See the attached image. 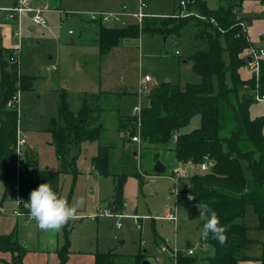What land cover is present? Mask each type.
Returning a JSON list of instances; mask_svg holds the SVG:
<instances>
[{"label":"rangeland","instance_id":"374dc122","mask_svg":"<svg viewBox=\"0 0 264 264\" xmlns=\"http://www.w3.org/2000/svg\"><path fill=\"white\" fill-rule=\"evenodd\" d=\"M201 1L210 10L215 11L219 7V0ZM180 3L181 0H149L145 12L158 16L176 14L143 22V25L149 26V31H167V34L152 35L147 32L139 38L122 39L118 46L104 56H101L97 42V25L89 26L93 27L91 29L86 23L74 20L61 29L59 24L50 21L47 28L31 30L28 20H22L21 36L13 38L12 45L17 47L9 59L10 65L16 67L23 59L20 74L30 81V87L18 93L20 137L26 142L22 152L37 160L41 169L61 173V195L70 204L84 198L78 216L59 232L41 231L35 221H27L23 215L16 218V183L0 181V205H4L3 209L0 208V234L16 232L18 240L28 245L31 259L43 255V264H52L55 260L54 249L62 247L64 235L68 232L70 254L67 264H79L76 257L81 253L87 257L88 253L95 255L107 252L118 255L116 264H137L136 258L140 254H146L143 260L151 264H170L172 250L185 255L189 247L196 250L195 264H209L208 256L212 250L205 253L201 247L203 226L200 220L191 218V212L199 211L198 205L193 204L190 209L179 205L178 194L172 192L175 182L171 174L179 168L175 153L171 150L158 151L131 141L128 135L132 125L129 121V127L122 124L123 119L134 116V109L139 105L141 81L145 76L152 79L151 89L168 80L181 83V88L186 83L200 81L192 70L191 61L186 60L194 52L206 49L207 42L197 39L196 22L199 19L195 11L187 12L186 8L181 11ZM140 4L141 0H127L124 10L120 11H124L127 16L111 18L104 23L107 25L105 27L122 29L128 26V17L140 10ZM82 17L83 20H92L93 15ZM198 17L201 18V15ZM184 20L190 23L179 34H172L174 27L171 23L176 21V25ZM259 29L262 28L257 26L253 30L255 34L261 31ZM68 30H73L75 34L70 36ZM261 45L264 47V42ZM223 59L229 65L230 56L227 52L223 53ZM227 83L232 84L229 76ZM103 91L119 94L121 100L109 97L100 105L104 109L98 114L97 126L102 128L100 140L84 142L80 150L74 149L72 156L78 155L76 164L71 167L68 163L63 167L52 144L49 132L51 120L58 117L62 101L68 104L75 115H79L84 101L95 100ZM146 100L147 97L143 99L144 105ZM250 111L253 118L264 117V102L252 105ZM199 125L200 117L197 116L184 132L189 133ZM100 147L109 150L108 176L97 173L92 163ZM156 154H159L157 162ZM158 162L166 167L165 173L155 172ZM193 171L195 169L191 167L188 175L181 180L182 189L179 192L185 200L189 189L188 178ZM122 176L126 179L124 205L118 213H113L106 207L112 202L115 185H118ZM169 211L178 216L176 223L165 218ZM244 224L248 228V237L256 241L247 255L259 259L264 253V230L258 228L259 219L252 207L247 210ZM88 263L86 259L85 264Z\"/></svg>","mask_w":264,"mask_h":264},{"label":"trees","instance_id":"16d2710c","mask_svg":"<svg viewBox=\"0 0 264 264\" xmlns=\"http://www.w3.org/2000/svg\"><path fill=\"white\" fill-rule=\"evenodd\" d=\"M246 1H258L264 6V0H219V7L214 11L201 0H181V3L186 2L188 11H195L199 19L196 22L197 39L207 42L206 49L194 52L186 60L191 61L192 70L200 81L186 83L184 88L172 82L157 84L147 97L140 119L138 116L121 119L126 127H129L128 121L132 125L128 135L131 141L139 136L141 146L158 151L171 150L179 167L195 169L188 178L186 200L182 194L179 205L190 209L193 204H207L227 229V242L224 244L213 239L211 234L202 240L201 247L212 250L208 256L209 264H241L248 261L264 264V253L259 259L247 255L256 241L248 237V228L244 224L247 210L252 207L259 219L258 228L264 230V117L251 116L252 105L258 103L255 74L252 73L247 81L241 76L242 69L251 62L245 51L253 46L248 27L254 19L245 20L240 16ZM258 18L264 19V12ZM176 21H171L174 35L190 23L184 20L175 25ZM243 23L246 24V33ZM140 27L138 24L122 29L101 26V56L107 55L122 39L139 38L147 32L152 35L167 34V31H149L145 23ZM261 42H264V36ZM224 52L230 56L229 65L223 59ZM13 54L14 51L0 47V181L19 185L17 201L20 200V203L16 211L28 215L23 205L28 201L30 192L40 184L50 182L53 189L62 194L59 184L61 173L41 169L38 161L27 153L23 165L18 168L20 107L15 105L13 98L22 89L30 87V81L20 74V64L18 67L10 65L9 59ZM228 76L232 84L227 83ZM260 76L259 94L264 98V58L260 64ZM109 97L121 100L119 94L101 92L95 100L84 101L79 115H75L65 101L61 102L58 117L51 120L49 132L63 167L68 163L71 167L76 164L78 155L72 156L74 149L80 150L84 142L100 140L102 128L97 126L98 114L104 110L100 105ZM197 116L200 117L199 127L185 133L184 130ZM109 161L108 148L100 147L92 161L95 171L108 176ZM203 163L209 166L206 172L200 171ZM139 178L142 177L139 175ZM125 182L124 176L119 178L113 200L106 207L113 213H118L124 205ZM191 218L200 220L199 211L191 212ZM203 223L201 221L202 226ZM0 252L10 255V259H0V264H24L27 247L19 242L16 232L0 234ZM69 254L70 236L66 232L64 243L57 251L59 264H67ZM145 257L146 254H140L136 258L137 264H142ZM117 258L118 255L113 252L97 253L94 264H116ZM196 258V254L192 257L181 254L179 264H195Z\"/></svg>","mask_w":264,"mask_h":264},{"label":"crops","instance_id":"0c3cea01","mask_svg":"<svg viewBox=\"0 0 264 264\" xmlns=\"http://www.w3.org/2000/svg\"><path fill=\"white\" fill-rule=\"evenodd\" d=\"M122 1H124V2H122ZM126 1L127 0H39L38 2H35V4L38 6L39 5L40 6H48L51 9H61L62 11H64L67 14V16H69V18H67L64 21L62 20L61 15H59L57 13L52 12V13L46 14V18L48 17L49 23H50V21H54L60 25L61 29L65 28L68 23H70L74 20H79L83 23H86L87 27L91 28V29L93 27H89V26L97 25V27H98L97 28L98 31L96 30L98 32L97 42L99 43L100 27L101 26H107V25H104V23L99 22V21L83 20L82 16H85L87 14H92L93 16H98L101 14H115V13H117V15H120V17L122 18L126 14L124 13V11H122V12H120V11L124 10V4ZM148 1L149 0H146L147 4H148ZM121 2H122V4H121ZM15 4H16V0H0V8H10V7H13ZM179 9H181V11H183V9H184L181 6V3H180ZM186 9H187V7H186ZM187 12H188V9H187ZM263 12H264V6L258 1H246L243 5L240 16L245 17V19H251L252 18L255 20V21L253 20L254 22L252 21V24L248 27V36H249L250 41L253 44V46L251 48H258V47L264 48L261 45L262 44L261 37L264 36V19L255 18L258 15H262ZM137 13H133V14H131L130 17H128V18H130L129 25L130 24H137V20L133 17V15L137 14ZM145 13L148 14L149 15L148 17H151V18L172 17V16L176 15L174 13L172 15H167V16H158V15H155V14H152L149 12H145ZM252 16H255V17H252ZM91 23H95V24H91ZM28 24H29L31 30H35L37 28V27H34L30 21H28ZM15 25L17 28H15ZM257 26L261 27L262 29H259L261 31H259V33L255 34V32L253 30ZM18 27H19V25H18L17 21L7 20L5 17V14L3 12H0V39H1L0 47L5 48L7 50H12V51L14 49H16L17 46L12 45V40H13V38H16L15 33L18 31V29H19ZM85 29H87V28H85ZM94 29H96V28H94ZM70 31H72L73 33L70 34ZM68 34L70 36H73L75 33L73 30H68ZM72 41L73 40H71V42ZM251 48L247 51L248 55L246 56V57H249V59H250L249 54H250ZM22 62H23V59H22L20 65L22 64ZM241 76H242L243 80L247 81L250 79V77L252 76V71L250 70L249 66H246V68L242 69ZM174 84L180 85L181 83H174ZM105 92H109V91H105ZM20 136L21 135H19V137ZM20 139H21V137H20ZM0 208L3 209L4 205L1 204ZM180 217H181V219H183L182 216H180ZM19 242L22 245L25 244V246L27 247V254L24 258V264H43V255L36 256L35 260L31 259L29 252H28V248H29L28 245L26 243L23 244V242L20 240H19ZM58 248L59 247H56L54 249L53 253H54L55 257H53V258L55 260L53 261L52 264H59V262H60L59 257L57 255ZM204 252L205 253L210 252L208 247H204ZM144 253H146V252H144ZM84 255L85 254L81 253V255L79 257H76L79 264H85L86 259H88V262H89L88 264H94L95 263V255H93L91 253H88L87 257ZM251 258H255V257H251ZM0 259H10V255L0 253ZM47 259L49 260V257ZM45 260H46V257H45ZM136 262H137V260H136ZM241 264H260V262L259 261H248V262H242Z\"/></svg>","mask_w":264,"mask_h":264},{"label":"built area","instance_id":"2783aa9c","mask_svg":"<svg viewBox=\"0 0 264 264\" xmlns=\"http://www.w3.org/2000/svg\"><path fill=\"white\" fill-rule=\"evenodd\" d=\"M39 0H16V4L13 7L10 8H0V12H3L5 14V17L7 20L9 21H17L18 25H19V29L18 31L15 33L16 37H20V30L23 27V22L22 20L25 18L28 21L31 22V24L34 27H43V28H47L49 25V22L46 18V14L47 13H57L59 15H61L62 20H66L67 18H69V16H67V14L62 11L61 9H51L48 6H38L35 4V2H38ZM181 6L183 8H186V2H182ZM148 8V4L146 2V0H141V4H140V11L137 14H134L133 17L137 20V24L139 26L142 27V24L144 22V20L149 16L148 14L145 13V10ZM120 18V15L117 14H101L98 16H93L92 20L93 21H99L102 23H106L109 22L111 20V18ZM243 31L246 33L247 32V28H246V24L243 23ZM73 32L70 31V34H72ZM250 58H251V62L250 64H248L250 70L252 71V73L255 74L256 80H257V86H256V99L258 102H264V98L260 97L259 94V84H258V80L260 77V64H261V60L264 58V49L262 48H251L250 50V54H249ZM151 85H152V79L150 76H145L142 81H141V87H140V91H139V105L138 107H136L134 109V116H138L140 119L141 116V112L142 109L144 107V102L143 99L145 97H148L150 91H151ZM14 103L15 105L19 108V94H17L14 98ZM14 105V107H15ZM133 142L135 143H141V139L139 136L134 137L132 139ZM26 145V142L24 139H20L19 137V141H18V147H17V157H18V168L20 169L21 166L23 165V160H24V154L22 152V148ZM190 167H179L178 169L173 171V174L171 175V178H173L174 180V186L172 187V192H175L178 194V201L179 198L182 197V193H180L179 191L182 189V184H181V180L184 179L187 175L188 172L190 171ZM209 169L208 164L203 163L200 166V171L202 172H206ZM15 191L17 192V194H19L20 192V188L19 185H15ZM190 199V198H189ZM190 201H193V199L191 198ZM18 203H20V200L17 201V205H19ZM16 214V218L20 217L21 215L24 216V219H26L27 221L33 222V220L30 219L29 215H25L19 211L15 212ZM22 216V217H23ZM120 217L122 215H119ZM165 218L169 221H172L174 223H176L178 221V216L175 215L173 212L169 211L168 213H166ZM180 218V217H179ZM119 226H121L119 224ZM163 250L165 251L166 248L163 247ZM173 252V257L171 258L172 262L170 264H179V257L181 256V251H175L172 250ZM196 254V250L194 248H188L185 252V256L188 257H192L195 256Z\"/></svg>","mask_w":264,"mask_h":264},{"label":"clouds","instance_id":"9594fccd","mask_svg":"<svg viewBox=\"0 0 264 264\" xmlns=\"http://www.w3.org/2000/svg\"><path fill=\"white\" fill-rule=\"evenodd\" d=\"M192 197H190L191 199ZM84 204L81 197L75 204L55 191L50 182L40 184L30 192V196L23 207L28 210L31 220L41 231L59 232L69 221L74 220L79 214V207ZM199 218L204 221L201 238L207 239L211 234L213 239L221 244L227 242L226 227L221 225L217 213L207 204L199 206Z\"/></svg>","mask_w":264,"mask_h":264},{"label":"water","instance_id":"95a60500","mask_svg":"<svg viewBox=\"0 0 264 264\" xmlns=\"http://www.w3.org/2000/svg\"><path fill=\"white\" fill-rule=\"evenodd\" d=\"M249 61H251V58L249 59ZM166 83H170V81L168 80ZM155 172L158 174H163L166 172V167L161 162H158L155 166ZM142 264H151V263L148 260H143Z\"/></svg>","mask_w":264,"mask_h":264}]
</instances>
